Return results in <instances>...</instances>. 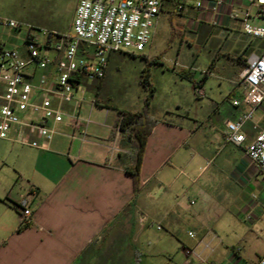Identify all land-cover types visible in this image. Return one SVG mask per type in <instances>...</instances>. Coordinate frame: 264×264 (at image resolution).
<instances>
[{"label": "crops", "instance_id": "1", "mask_svg": "<svg viewBox=\"0 0 264 264\" xmlns=\"http://www.w3.org/2000/svg\"><path fill=\"white\" fill-rule=\"evenodd\" d=\"M197 1L189 0L184 11L177 13L167 0L155 28L169 21L185 41L199 39L216 50L213 63L224 66L220 77L228 81L225 91L207 94L201 88L204 81L199 88L193 84L194 111L183 114L178 106L154 118L157 123L144 149L137 194L125 170L130 151L127 148L124 156L111 154L119 115L109 107L91 110L82 105L81 114L92 120L85 143L57 135L45 149H37L20 143L16 131L11 134L14 140L0 139V264H83L81 255L102 234L129 221L133 260L136 255L140 264H199L198 255L211 264H256L218 236L212 242L213 251H203L198 243L205 236L210 239L222 224L243 240L264 230V175L245 153L256 134L253 124L264 130V107L255 109L252 122L244 126L243 145L224 139L226 122L250 110L233 101L242 95L239 75L247 58L264 51V40L243 31L241 11L247 8L246 0H222L220 5L218 0H200L201 8H196ZM234 10L237 16L231 17ZM249 10V22L264 28V6L253 5ZM3 30L0 26V42L5 44ZM56 126L64 133L72 131L67 123ZM120 139L119 135L118 146ZM220 156L225 165L222 176L213 175L194 187ZM216 191L226 194L215 196ZM23 198L30 202L33 218L19 232L22 218L16 205ZM150 221L164 230L152 248L144 239ZM146 245L149 250L141 252Z\"/></svg>", "mask_w": 264, "mask_h": 264}, {"label": "built area", "instance_id": "2", "mask_svg": "<svg viewBox=\"0 0 264 264\" xmlns=\"http://www.w3.org/2000/svg\"><path fill=\"white\" fill-rule=\"evenodd\" d=\"M166 1L79 0L71 32L66 34L36 29L0 16V26L7 29L27 27L22 48H8L0 42V139L14 140L11 134L16 131L20 143L37 149H45L57 135L88 142V126L92 120L80 110L83 104L91 110L96 106V96L86 98L88 87L105 78L111 54L145 50ZM171 1L177 13L183 12L189 2ZM222 3L218 0L216 5ZM246 3L247 8L241 11L243 31L252 38L264 40V28L249 22V8L264 6V0H246ZM195 6L201 8L202 2L198 0ZM237 13L234 10L231 17ZM38 33L44 36L43 42ZM239 85L242 95L233 105L244 104L250 110L226 122L224 139L241 146L246 140L244 126L252 122L255 109L264 107V51L249 55L240 72ZM120 121L121 118L113 127L116 135L110 146L111 154L126 153L117 145ZM61 123H67L72 131L64 133L56 126ZM252 128L256 134L245 146V153L264 175V130L257 124ZM16 207L22 224H30L33 218L30 202L23 198ZM189 236L194 238L195 234L189 232ZM211 236L208 240L206 236L199 240L203 251H213L212 242L217 235ZM198 257L199 264H211ZM256 264H264V254Z\"/></svg>", "mask_w": 264, "mask_h": 264}, {"label": "rangeland", "instance_id": "3", "mask_svg": "<svg viewBox=\"0 0 264 264\" xmlns=\"http://www.w3.org/2000/svg\"><path fill=\"white\" fill-rule=\"evenodd\" d=\"M77 1L0 0V16L14 19L36 29L56 30L66 34L71 32ZM153 30L155 32L152 33L150 42L143 52L125 51L110 55L105 78L88 87L87 99L95 98L96 94L98 105L109 107L116 114L142 111L149 96V90L142 84V76L149 72L150 83L155 89L151 100V115L159 119L167 110H175L178 106L183 114L194 111L193 103L197 99L193 89L194 83L200 84L204 81L201 88L207 94L220 95L225 91L228 81L220 77L224 73L222 69L224 66L221 63L217 65L213 63L216 50L210 49L199 39L193 42L185 41L181 33L173 30L169 21L165 26H157ZM26 33V26L21 30L5 28L3 30L5 46L9 48L13 44H23ZM37 35L43 42L44 36L40 33ZM182 70L190 72L192 80L183 78ZM209 72H213V75H209ZM197 88H199L198 85ZM119 147L127 152V146L122 138ZM120 154L125 155L123 152ZM223 162V156H220L203 171L200 180H195L194 187H198L206 178L210 179L213 175L221 177L225 166ZM212 194L223 196L226 193L216 191ZM131 225L129 221L125 225H118L106 235L102 234L101 238L92 244L82 263L140 264L138 258L133 260L134 244L130 235ZM215 232L221 241L231 242L239 248L240 255L248 258L250 262L257 261L264 254V230L257 231V235L248 240H243L229 232L223 224L218 226ZM163 235L164 230H159L156 223L150 221L146 226L144 239L147 243H151L150 248H152L157 245ZM147 247V245L141 246V252L149 250ZM222 248L227 249L225 246ZM197 252L202 253V250ZM202 255L205 257L206 253L203 252Z\"/></svg>", "mask_w": 264, "mask_h": 264}, {"label": "trees", "instance_id": "4", "mask_svg": "<svg viewBox=\"0 0 264 264\" xmlns=\"http://www.w3.org/2000/svg\"><path fill=\"white\" fill-rule=\"evenodd\" d=\"M182 77L192 80L191 73L187 70H182ZM150 74L146 72L142 76V84L147 87L149 90V96L146 100V105L142 111L139 112H119L120 121V136L127 146L130 154L127 155V163L125 170L128 174L132 176L133 179V189L134 194H137L141 189V180H140V170L144 155V149L148 136L151 134L153 127L157 123V120L154 119L151 115V100L154 97L155 89L150 83ZM197 83H194V86L197 87ZM96 96V94H95ZM96 106L98 105V100L96 99ZM118 118V119H119ZM30 224H21L18 228V231L21 232L28 228ZM91 246L84 251L80 259L89 253ZM134 259H137V256H134Z\"/></svg>", "mask_w": 264, "mask_h": 264}]
</instances>
